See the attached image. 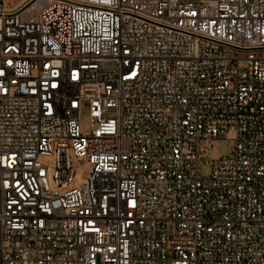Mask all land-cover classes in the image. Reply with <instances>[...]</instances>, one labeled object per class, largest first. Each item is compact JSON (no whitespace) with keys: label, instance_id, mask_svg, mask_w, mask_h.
<instances>
[{"label":"built area","instance_id":"built-area-1","mask_svg":"<svg viewBox=\"0 0 264 264\" xmlns=\"http://www.w3.org/2000/svg\"><path fill=\"white\" fill-rule=\"evenodd\" d=\"M0 264H264V0H0Z\"/></svg>","mask_w":264,"mask_h":264},{"label":"rangeland","instance_id":"rangeland-1","mask_svg":"<svg viewBox=\"0 0 264 264\" xmlns=\"http://www.w3.org/2000/svg\"><path fill=\"white\" fill-rule=\"evenodd\" d=\"M12 2V1H11ZM87 103H83L80 111L81 132L87 130L89 117ZM234 151V141L219 137L217 140L203 141L199 145L198 176L201 180H207L211 175V163L218 158L231 156ZM205 157L207 163H205Z\"/></svg>","mask_w":264,"mask_h":264}]
</instances>
